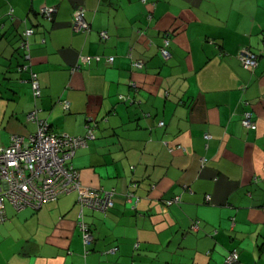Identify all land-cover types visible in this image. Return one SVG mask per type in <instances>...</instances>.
<instances>
[{"label":"crops","instance_id":"obj_1","mask_svg":"<svg viewBox=\"0 0 264 264\" xmlns=\"http://www.w3.org/2000/svg\"><path fill=\"white\" fill-rule=\"evenodd\" d=\"M43 5L56 7L52 21ZM79 6L85 32L71 24ZM26 27L39 114L71 135L94 123L71 163L83 185L115 189L114 206L85 208L94 240L84 245L75 191L38 208L6 203L0 264H264V0H0L3 145L36 129L28 73L16 70ZM81 55L102 59L72 70ZM133 181L135 205L124 196Z\"/></svg>","mask_w":264,"mask_h":264},{"label":"built area","instance_id":"obj_2","mask_svg":"<svg viewBox=\"0 0 264 264\" xmlns=\"http://www.w3.org/2000/svg\"><path fill=\"white\" fill-rule=\"evenodd\" d=\"M146 1V0H142ZM43 16L49 20L53 18L56 12L55 6L43 5L40 8ZM12 13V9L9 10ZM72 27L77 31H88L90 23L85 18V9L81 6L74 11L72 18ZM32 33V28L27 27L23 30L21 41L22 46H27V37ZM103 39L108 37L106 31H100ZM168 38L164 43H168ZM164 57H168L169 51L161 48ZM29 59V54H26ZM113 56H107L108 62L113 60ZM241 64L246 69H253L258 63L256 53L247 50L240 55ZM101 56L81 55L76 61L72 70H78L81 66L89 65L93 61H100ZM136 67H142L143 63L137 60L133 63ZM25 65L24 68H27ZM31 85L33 95L37 97L40 94V85L36 73L31 71ZM65 107L68 103L65 102ZM38 108L35 107L27 114L29 120L36 121L38 128L35 133L28 138L21 135H12L7 145L0 144V224L7 216L5 204L9 203L15 210H21L27 206L38 208L44 201L53 200L59 195L76 191L78 194V203L82 207H92L101 210L109 209L113 205L110 197L111 191L105 189L91 188L81 183L78 170L73 167L72 159L75 149L85 145L87 139L94 138V123L87 124L85 136H72L67 133H57L49 129V124L37 115ZM253 120L251 112L245 111L242 124L245 127H252ZM163 125V121L158 122ZM208 138L209 135L205 134ZM181 147V146H179ZM182 148V147H181ZM131 195V194H130ZM179 201V196L165 200L166 205ZM79 225L83 231L84 242L92 240V234L88 230L85 222L80 219ZM192 230L197 229V222L191 226ZM238 253L233 251L226 258V261L237 260Z\"/></svg>","mask_w":264,"mask_h":264},{"label":"trees","instance_id":"obj_3","mask_svg":"<svg viewBox=\"0 0 264 264\" xmlns=\"http://www.w3.org/2000/svg\"><path fill=\"white\" fill-rule=\"evenodd\" d=\"M39 14L40 15H42L43 16V14L39 11ZM55 14V13H54ZM9 15H12V13H9ZM54 16V15H53ZM44 17V16H43ZM45 18V17H44ZM47 19V18H46ZM49 20V19H48ZM53 20V18L50 20V21H52ZM27 28V27H26ZM30 28H32V33L27 37V40H28V48H27V46L25 47V46H22V43H21V41L23 40V36H22V32H23V30L25 29H23L22 31H21V33H20V48L22 49V51H23V54H22V62L20 63V64H18L17 65V67H16V70L17 71H25V72H27L28 73V82H29V84H30V87H31V90H32V97H33V102H34V105H33V107H32V109L33 108H35V107H37L38 108V111H37V115L41 118V119H44L46 122H48V124H49V129L50 130H52V131H55L54 129H53V127H52V124L46 119V118H44V117H42V116H40V114H39V112H40V110H41V108L39 107V104H38V100H39V98L41 97V85H40V82H39V85H40V94L39 95H37V97H35L34 95H33V89H32V85H31V71L32 72H34V73H36V75H37V78H38V80H39V77H38V73L34 70V68H33V63H32V59H31V53H30V50H31V44H30V36L34 33V28L33 27H30ZM165 38H168V37H165ZM164 38V39H165ZM164 39H163V44H162V46H161V48L162 47H165L168 51H169V42H170V40H168V43H164L165 41H164ZM169 39V38H168ZM42 41H44V39H42ZM161 48H160V51H161ZM26 54H29V59H27L26 58ZM161 54H162V52H161ZM169 54H170V51H169ZM162 56H163V54H162ZM170 56V55H169ZM169 56L167 57V58H169ZM164 57V56H163ZM165 59H167L166 57H164ZM101 59H102V57H101ZM104 61L107 63V64H112V62H113V60L111 61V62H108V61H106V59H104ZM95 62H97V61H93L92 63H95ZM91 63V64H92ZM91 64H89V65H91ZM25 65H28V67L27 68H24V66ZM89 65H82L81 67H83V66H89ZM79 70V69H78ZM249 70H251V69H249ZM124 96L123 95H120L119 96V98L120 99H122ZM125 98V97H124ZM61 104L63 105V108L64 109H68V107H69V104H68V107H65V101H63V102H61ZM31 109V110H32ZM30 110V111H31ZM29 113V112H28ZM27 113V114H28ZM26 117H27V115H26ZM28 118V117H27ZM32 122H34L35 124H36V129H35V131L33 132V133H35L36 132V130H37V128H38V124H37V122L36 121H33V120H31ZM161 126V125H160ZM95 129V128H94ZM94 129H93V132H94ZM57 132V131H56ZM86 132H87V127H86V129H85V131H84V133L83 134H79L80 136H85V134H86ZM32 133V134H33ZM57 133H61V132H57ZM68 134V133H67ZM13 135H17V134H13ZM69 135H71V134H69ZM94 135H95V132H94ZM12 136V135H11ZM72 136H77V135H72ZM95 137H96V135L94 136V138H91V139H87L86 140V143H85V145H83V146H80V147H78V148H76L75 149V152L79 149V148H81V147H84V146H86L87 144H88V142L90 141V140H93V139H95ZM75 154V153H74ZM73 157H74V155H73ZM72 157V158H73ZM70 162H72V159L70 160ZM72 164V163H71ZM137 182L136 181H133V182H131L130 184H129V187L127 188V190L124 192V196L126 197L125 199L127 200V201H130V202H133V204L135 205L136 204V202L139 200V198H138V196L137 195H135V193H134V190H133V188L134 187H136L137 186ZM106 190V189H105ZM110 191H111V195H110V197H111V199H112V201H113V205H112V207L114 206V200H113V195L115 194V189H109ZM76 192V191H75ZM77 193V192H76ZM131 194V195H130ZM63 195V194H62ZM61 195H59L58 197H56L55 199H53V200H47V201H54V200H57L59 197H60ZM47 201H44V202H47ZM43 202V203H44ZM77 204H78V207H79V212H78V219H77V226H78V228L80 229V232H81V235H82V240H83V243H84V245H88L89 243H91L93 240H94V233H93V230H92V228H91V226H90V224L85 220V213H84V210H85V208H89V209H92V210H95V211H100V212H107V211H109L112 207H110L109 209H105V210H101V209H97V208H92V207H89V206H87V207H82V214L80 215V209H81V206L79 205V203H78V194H77ZM164 205L165 206H168V205H166L165 203H164ZM6 212V211H5ZM7 219V218H6ZM80 219H82L84 222H85V224L87 225V227H88V230L91 232V234H92V240L91 241H89L88 243H85L84 242V238H83V231H82V228L80 227V225H79V220ZM2 224V223H1ZM192 230V229H191ZM233 251H236L235 249L234 250H232L229 254H231ZM237 252V251H236ZM228 254V255H229ZM227 255V256H228ZM227 256H226V258H227Z\"/></svg>","mask_w":264,"mask_h":264}]
</instances>
